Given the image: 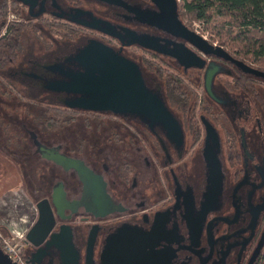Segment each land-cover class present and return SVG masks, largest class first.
Returning a JSON list of instances; mask_svg holds the SVG:
<instances>
[{
    "label": "flooded vegetation",
    "instance_id": "flooded-vegetation-1",
    "mask_svg": "<svg viewBox=\"0 0 264 264\" xmlns=\"http://www.w3.org/2000/svg\"><path fill=\"white\" fill-rule=\"evenodd\" d=\"M9 2L17 6L27 26L35 24L44 31L45 24L60 25L61 32L75 33L74 38L54 39L53 46L39 40L36 46L28 33L25 42H16L12 52L16 59L10 58L12 63L0 68V76L12 88L0 91V155L16 162L24 198L29 207L36 206L27 235L41 223L34 234L38 245L28 240L23 250L28 263L61 264L60 242L50 247L47 242L66 224L71 226L74 247L81 252L80 264H85L94 230L93 264H101L108 238L124 226L145 234L142 264H260L264 258V88L259 89V81L252 80L258 86L256 93L241 89V73L247 72L224 58L203 55L175 33V9L182 20L179 0H0V5L7 9ZM110 26L123 40L104 32ZM133 34L158 38L164 50L184 45L201 55L205 66L186 68L163 52L139 43L125 44ZM92 41L140 66L149 89L178 121L180 134L171 136L161 124L151 126L143 116L66 104L79 94L53 90V83L85 71L75 57ZM135 50L143 56L137 58ZM167 81L183 87L177 92L180 103ZM1 93L12 100H4ZM19 94L32 99L25 106L42 104L35 118L42 114L46 119L36 122L4 113V103L22 102ZM53 110L55 116H68L65 119L71 124L53 131L48 126L53 117L47 116ZM7 122L17 130L15 143V134L5 135ZM21 132L28 134L27 141ZM57 155L81 161L100 177L101 181L95 179L98 198L84 196L85 182L75 168L57 161ZM209 158L217 160L220 170L217 196H211ZM54 197L67 207L61 214ZM39 248L46 249L42 258ZM34 254L38 261H29Z\"/></svg>",
    "mask_w": 264,
    "mask_h": 264
},
{
    "label": "water",
    "instance_id": "water-1",
    "mask_svg": "<svg viewBox=\"0 0 264 264\" xmlns=\"http://www.w3.org/2000/svg\"><path fill=\"white\" fill-rule=\"evenodd\" d=\"M175 33L191 43L198 51L207 56H217L224 58L247 73L264 78V71L249 67L243 61L235 58L222 46H215L200 34L187 27L179 19L177 9H175ZM104 32L112 36L121 38V34L113 27L104 29ZM129 34V33H128ZM131 40L125 44L139 43L146 48L163 52L175 57L180 64L189 67L203 68L205 59L196 51L186 48L184 45L180 49L164 50L160 46L158 38L148 35L138 36L133 34ZM75 59L85 68V71L71 73V79L64 82L53 83V90H66L79 94L78 97L66 104L70 108L83 109L99 112H113L115 114H131L143 116L150 120L151 126L155 123L161 124L168 130L171 136L180 134V126L176 118L163 100L149 89L140 66L133 60L125 57L119 51L106 46L100 42L92 41L89 46L83 49ZM212 77L207 78L209 87ZM57 161L73 167L85 182L84 196L92 195L98 198V190L93 171L79 160L67 158L63 155L54 157ZM210 179L213 190L211 196H217L220 186V170L215 158H209ZM221 181V180H220ZM100 193V192H99ZM54 206L59 214L65 210L64 205H60L58 198L54 197ZM111 210V209H110ZM88 212H96L95 209L87 208ZM105 214V213H103ZM41 225L40 221L28 233L27 240L35 246V230ZM145 234L132 230L129 226H124L118 233L108 238V241L101 254V264H142L145 249ZM96 241V231L94 230L88 241L85 254V264H93L94 246ZM59 243L61 264H80L81 252L77 250L72 242L71 226L62 225L59 231L54 232L47 242L48 247ZM46 251V249H43ZM42 248L38 249V252ZM40 252V257H44V252ZM36 261L35 254L29 261ZM38 261V260H37ZM36 261V262H37ZM0 264H15L11 258L0 247Z\"/></svg>",
    "mask_w": 264,
    "mask_h": 264
},
{
    "label": "rangeland",
    "instance_id": "rangeland-1",
    "mask_svg": "<svg viewBox=\"0 0 264 264\" xmlns=\"http://www.w3.org/2000/svg\"><path fill=\"white\" fill-rule=\"evenodd\" d=\"M183 0H179V4H180V13H181V18L182 20L195 32L201 34L204 38L208 39L211 43L213 42V44L218 45L219 44V39L217 38V32L213 30V26H207L205 25V23L200 22L198 20H195L193 18V16L191 14H189L188 12H186L183 8ZM218 18H216L217 20ZM10 20V21H9ZM25 17L23 18L21 15V12L19 11V9L17 8V6L12 5L10 2L8 3V8L6 10H3L2 13H0V37L6 33V36H2L0 38V41L5 38V37H9L10 35L12 36L13 33H15V31H13V29H9V26H14L16 25V27L19 30L20 34L18 35V39L20 41H26V34L29 33L30 39L31 41H35L34 43L36 44V46H39V43H46L49 44L51 46H53V42L54 39H58V40H64L66 38H74L75 33L71 32V30H69V33L61 32L60 28L61 26H54L51 27L48 24H45V30L42 31L40 30L38 27L35 26V24H30V26H27L24 23ZM35 23H39V21H35ZM209 27V28H207ZM9 31V33L7 34V32ZM17 33V31H16ZM21 33H25L22 34L23 36H20ZM257 35H262L257 33ZM27 39V40H28ZM40 42H37V41ZM230 43H226V45L224 46L226 48L227 51L232 53V50L229 48ZM135 55L137 56V58H140L141 56H143V53L141 50H135ZM151 57L149 56V59ZM19 61L22 60V56L18 59ZM249 62H252L255 64V66H259L261 65V63H258L257 61H255L254 58H249L248 59ZM264 67V66H263ZM229 81H232V79L230 78H225ZM23 85L20 83V87H22ZM12 89L11 86L8 84L7 79L5 76H0V91H8ZM2 97L4 100L6 101H11L12 99L6 96V93H1ZM17 99L19 102H22L18 105H10L7 103L3 108L4 113H7L8 116L9 115H14L15 113L18 114L19 116H26L29 117V119L31 121H40V118L37 117L35 118V112L38 113L40 112V109L37 108L39 106L44 107L42 104L40 103H34V105H36L35 108H31L28 106H25V103H32V99L26 97V96H22L21 94H19V96H17ZM3 104V105H4ZM16 106V107H15ZM28 109H31V111H29ZM47 113V112H46ZM49 116L51 115L52 122L49 124V126L51 127V129L53 131H59L61 129V127L67 126L69 124H71L70 121H66V115L64 114H58V116L54 115V110L52 114L47 113ZM42 117L41 121L43 120L44 116L46 115H40ZM28 119V120H29ZM33 119V120H32ZM59 126V127H58ZM5 135H8L10 137V135H13L12 138L14 140V143L16 142L17 139V130L14 129L12 127V124H9L8 122L5 123ZM45 127V126H43ZM47 127V126H46ZM45 127V128H46ZM10 128V130H9ZM40 128V127H39ZM9 130V132H8ZM44 130L41 129V131ZM58 133V132H57ZM63 133V132H62ZM21 137L27 141V133L21 132L20 133ZM12 160L7 158V156H3L0 155V226H2L3 230L8 233L10 232V227L16 226V229H19V231L21 233L25 232L28 230L31 221L33 220V218L31 217L32 215H34L36 213V206H31L29 207V200L27 198H24L25 195V190H24V183L22 181H19L17 186H14L15 188H9L8 187V183H9V178L8 176H12L10 171H13V168L15 169V164L13 165V163L11 162ZM17 169H19L17 167ZM13 182L15 184V181L13 179Z\"/></svg>",
    "mask_w": 264,
    "mask_h": 264
},
{
    "label": "trees",
    "instance_id": "trees-1",
    "mask_svg": "<svg viewBox=\"0 0 264 264\" xmlns=\"http://www.w3.org/2000/svg\"><path fill=\"white\" fill-rule=\"evenodd\" d=\"M183 1L184 10L191 14L195 20L203 22L209 27L213 26V30L217 32L219 46L224 47L229 42V48L232 50V53H230L235 58L255 66L254 63L248 61L249 58H254L255 61L261 63V65L255 67L264 71V0ZM3 10H6L5 7L3 8L0 5V13ZM216 18L218 19L216 20ZM9 29H13L15 33L0 41V68L10 65L12 63L10 58L13 57L16 59L17 56L16 54L12 55V52L16 50V42L20 34V29L16 25L10 26ZM257 33L262 35H257ZM14 35L17 38H14ZM151 69H154V67L152 66ZM241 75H243L239 79L241 82L239 87L241 89L256 93L258 86L253 84L254 82L252 80L259 81V89L264 88V78L247 73H241ZM167 87L169 90L176 91L174 93L175 100L180 103L182 97H178L179 94L177 92L184 91L183 87L179 83L172 81H167ZM47 116L49 115L47 114ZM44 118L46 119V116ZM260 264H264V258Z\"/></svg>",
    "mask_w": 264,
    "mask_h": 264
},
{
    "label": "built area",
    "instance_id": "built-area-1",
    "mask_svg": "<svg viewBox=\"0 0 264 264\" xmlns=\"http://www.w3.org/2000/svg\"><path fill=\"white\" fill-rule=\"evenodd\" d=\"M8 33L9 31L7 32V34ZM5 34L6 33H4L3 35L6 36ZM202 54L205 55L204 53ZM2 228L3 227L0 226V247L11 258L13 263L29 264L26 257L24 256L23 251L25 245L28 242L27 231L21 233L19 229H16V226H13L10 227V232L6 233Z\"/></svg>",
    "mask_w": 264,
    "mask_h": 264
},
{
    "label": "crops",
    "instance_id": "crops-1",
    "mask_svg": "<svg viewBox=\"0 0 264 264\" xmlns=\"http://www.w3.org/2000/svg\"><path fill=\"white\" fill-rule=\"evenodd\" d=\"M7 158L11 159L10 157H7ZM11 162L13 163V165L14 164L16 165V163L13 160ZM10 172H11L12 176H8V178L10 180L9 183H8V187L11 189V188H15L14 186H17L19 181H21V180H20V177H19V169H17V165L15 166V169L13 168V171H10ZM13 179L15 181V184L13 182Z\"/></svg>",
    "mask_w": 264,
    "mask_h": 264
},
{
    "label": "bare ground",
    "instance_id": "bare-ground-1",
    "mask_svg": "<svg viewBox=\"0 0 264 264\" xmlns=\"http://www.w3.org/2000/svg\"><path fill=\"white\" fill-rule=\"evenodd\" d=\"M9 28H10V26H9ZM194 31V30H193ZM197 33V32H196ZM197 34H199V33H197ZM201 35V34H200ZM202 36V35H201ZM203 37V36H202ZM204 38V37H203ZM204 39H206V38H204ZM208 40V39H207ZM209 41V40H208ZM213 44V43H212ZM213 45H215V46H219V45H216V44H213ZM224 48V47H223ZM229 52V51H228Z\"/></svg>",
    "mask_w": 264,
    "mask_h": 264
}]
</instances>
